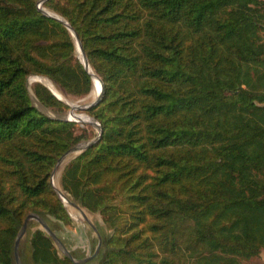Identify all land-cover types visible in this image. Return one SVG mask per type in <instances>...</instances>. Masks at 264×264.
Listing matches in <instances>:
<instances>
[{"label": "trees", "instance_id": "obj_1", "mask_svg": "<svg viewBox=\"0 0 264 264\" xmlns=\"http://www.w3.org/2000/svg\"><path fill=\"white\" fill-rule=\"evenodd\" d=\"M38 1L0 0V264L14 263L30 213L55 233L74 222L52 174L68 149L91 138L77 133L75 121L33 103L30 75L75 97L94 86L72 32ZM43 6L73 26L104 84L101 101L88 109L101 123L99 140L58 171L69 199L101 216L98 264H243L259 257L264 0ZM34 92L46 107L69 108L40 83ZM37 224L28 230L30 263L76 264Z\"/></svg>", "mask_w": 264, "mask_h": 264}, {"label": "rangeland", "instance_id": "obj_2", "mask_svg": "<svg viewBox=\"0 0 264 264\" xmlns=\"http://www.w3.org/2000/svg\"><path fill=\"white\" fill-rule=\"evenodd\" d=\"M40 1L41 0H39L37 4H39ZM44 2H43V4H44ZM43 4H42V7L45 8L43 6ZM45 9H47V8H45ZM47 10H49V9H47ZM49 11L52 12V10H49ZM52 13H55V12H52ZM35 76L40 77L43 75H35L34 74V75H30L27 79L30 94L32 96V100H33L34 105H36L40 110L49 114L50 116L57 117V118H67L68 116L72 117L73 115L69 114L70 109H71V105L69 104L70 102L73 104L80 105V106L88 105L96 99L97 95L101 91V87L96 89L97 87L94 85L89 94L82 96V97H75V96H72V95L65 93L64 91H62L60 89L62 91V93L65 95L64 97L70 101L69 102L63 98H60L55 91L53 92L47 85L43 84L41 82L40 78L35 79L34 78ZM43 77H45V76H43ZM51 81H49V82H51ZM38 83L46 86L59 100L68 104L69 108L54 110L52 108L44 106L37 99L35 92H34L35 85ZM62 93H61V95H62ZM76 114H84L85 116H89L92 118L91 119V118L83 117V119H82L83 121H79V122L75 121L77 124V126H76L77 133H81L83 130H85V131H87L88 135L91 137L89 139H83L79 143H83L87 140L95 139L96 135H98V133H99L98 128L95 125L91 124V122H93V118H95V117H93L91 114H89L88 109H85V110H82V109L79 110L78 109L75 111L74 115H76ZM82 122H84V123H82ZM53 182L57 188H60V174H59V172H57L55 174ZM66 206L68 207L69 212H70L74 222L70 223V224H66V225L61 224V226H55L56 227V233L64 241V244L69 248L70 251H72V253L73 252L76 253L77 256L87 257V256L95 253L97 247L99 246V240L101 237V245H100V248L98 251V253L101 254L102 251L104 250V245L102 243V235L100 233H98V230L96 231L93 228V226L85 219L84 215L82 214V212L79 209L75 208L74 206H72L70 204H67ZM84 211L86 212L87 216L89 217V219L91 220V222H93V224L95 226H96V224H100L103 226V221H102L101 216L99 214H92V213L86 211L85 209H84ZM36 222H37L36 220H31L30 225L28 227V230H34L38 226V224H37L38 222L37 223ZM96 228H97V226H96ZM28 230L25 233V235L22 237V239L20 241V246H19V253H20V257H21L23 264H29L32 261L31 260V246H30V243L28 240V236H29ZM99 235H100V237H99ZM57 246L61 250V248L59 247L58 244H57ZM98 253L96 254V256H94L92 259L89 260L91 262L88 264L100 263V261L102 260V257L100 260V258L97 256ZM13 264H16V262L14 261ZM243 264H264V251L261 253V255L259 257L253 258V259L248 260V261H244Z\"/></svg>", "mask_w": 264, "mask_h": 264}, {"label": "water", "instance_id": "obj_3", "mask_svg": "<svg viewBox=\"0 0 264 264\" xmlns=\"http://www.w3.org/2000/svg\"><path fill=\"white\" fill-rule=\"evenodd\" d=\"M46 1V0H41L40 3L38 4V8L40 11H42L45 15L49 16V17H52V18H55L61 22H63L69 29L70 31L72 32L73 36L75 37L76 39V43H77V49H78V53H79V57L81 59V61L83 62L86 70L89 72V74L92 76V79H93V82H95L94 80V75L96 74L94 72V70L92 69L91 67V64L89 62V59L86 55V52L83 48V45L81 43V40L77 34V32L75 31V29L73 28V26L63 17H61L60 15L58 14H52L49 10L45 9L42 7V4L43 2ZM99 77V76H98ZM100 79V77H99ZM100 82H101V91L100 93L97 95L96 99L91 102L90 104L88 105H85V106H80V105H76V106H73L71 105V109H70V112L69 114L70 115H74L75 114V111L76 110H85V109H89L95 105H97L101 99H102V96H103V92H104V84H103V81L100 79ZM80 113V112H79ZM67 120H70V121H77L79 122L78 120L76 119H72V118H69V116L66 118ZM84 123V122H82ZM91 124L95 125L98 130H99V133L98 135L96 136L95 139L93 140H87L83 143H78L74 146H72L70 149H68L58 160L55 168H54V171H53V174H52V179H51V182H52V185L55 187V190L56 192L58 193V195L60 196V198L62 199V201L65 203V205L67 204H70L72 206H74L75 208L79 209L82 214L84 215L85 219L93 226V228L97 231V228L96 226L93 224V222H91V220L89 219V217L87 216L86 212L84 211V209L79 206L77 203L73 202L72 200L69 199V197L60 189V188H57L53 182V179L55 177V174L59 171L60 167H62L63 165H65L66 163H68L72 158H74L76 155L80 154L82 151H84L85 149H87L88 147L92 146L94 143H96L101 134H102V126H101V123L100 121H98L97 119L93 118V122H91ZM31 220H36L38 221L43 227L44 229L49 233V235L55 240V242L59 245V247L61 248V250L63 251V253L65 255H67L74 263H82V262H86V261H89L90 259H92L94 256H96V254L98 253L99 251V248H100V245H101V237H100V240H99V246L97 247L96 251L94 254L92 255H89L87 257H84L82 259H76L73 255V253L69 250V248L64 244V242L61 240V238L55 233V231L50 227V225L48 224V222L39 214L37 213H30L17 237H16V240H15V246H14V258H15V262L16 264H23L22 260H21V257H20V253H19V246H20V241L22 239V237L25 235V233L27 232L28 230V227H29V223Z\"/></svg>", "mask_w": 264, "mask_h": 264}, {"label": "bare ground", "instance_id": "obj_4", "mask_svg": "<svg viewBox=\"0 0 264 264\" xmlns=\"http://www.w3.org/2000/svg\"><path fill=\"white\" fill-rule=\"evenodd\" d=\"M51 13H52V12H51ZM52 14H55V13H52ZM34 78H35V79H39V78H40L41 82H42L43 84L47 85V86H48L53 92L55 91V92L58 94V96H59L60 98H63V99H65V100L69 101L68 99H66V98L64 97L63 94L61 95V92L55 87V85H54L53 83L49 82L50 80H49L48 78H45V77H39V76H35ZM94 80H95L94 85L97 87L96 89H98L99 87H101V82H100V79H99V77H98L97 75H94ZM69 102H70V101H69ZM70 104L73 105V106H76V105H77V104H73V103H71V102H70ZM83 117H85V118H91V117H89V116H85L84 114H76V115H73L72 117H69V118L76 119V120H78V121H83V120H82ZM91 119H92V118H91Z\"/></svg>", "mask_w": 264, "mask_h": 264}]
</instances>
